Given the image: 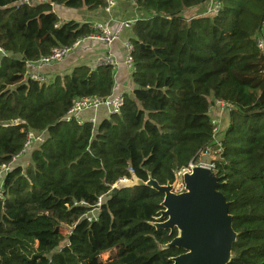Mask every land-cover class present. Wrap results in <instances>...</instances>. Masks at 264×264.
Instances as JSON below:
<instances>
[{
  "label": "trees",
  "instance_id": "trees-1",
  "mask_svg": "<svg viewBox=\"0 0 264 264\" xmlns=\"http://www.w3.org/2000/svg\"><path fill=\"white\" fill-rule=\"evenodd\" d=\"M127 1L144 14L130 38L137 88L120 113L80 125L62 120L73 100L112 95L115 70L81 65L36 82L28 64L95 32L53 5L94 11L106 0H0V168L29 132L45 136L0 176V264H172L183 250L164 246L178 232L153 225L165 195L112 189L132 174L173 183L211 145L215 100L231 105L216 163L238 234L229 264H264V0H221L218 14L190 18L208 0Z\"/></svg>",
  "mask_w": 264,
  "mask_h": 264
},
{
  "label": "water",
  "instance_id": "water-1",
  "mask_svg": "<svg viewBox=\"0 0 264 264\" xmlns=\"http://www.w3.org/2000/svg\"><path fill=\"white\" fill-rule=\"evenodd\" d=\"M137 87L135 86V89ZM223 176L207 167L197 166L184 175L185 191L175 193L173 183L161 185L150 174L144 181L136 174L117 183L112 192L124 187L148 186L165 195L156 228L178 235L164 249L183 250L172 257V264H229L237 232L233 227L230 202L219 190Z\"/></svg>",
  "mask_w": 264,
  "mask_h": 264
},
{
  "label": "built area",
  "instance_id": "built-area-1",
  "mask_svg": "<svg viewBox=\"0 0 264 264\" xmlns=\"http://www.w3.org/2000/svg\"><path fill=\"white\" fill-rule=\"evenodd\" d=\"M106 2L107 7L105 9L107 11H110L116 5L115 0H106ZM221 8V0H208L204 14L216 15L220 12ZM136 20L137 19H125L119 21L115 25L111 24L109 21L96 22L92 24L95 31L94 33L78 39L71 46H56L48 55L43 56L35 63H29L27 76L36 82L49 81L47 76L43 72H40V69L62 61L71 53L79 49L86 41H99L107 46L113 45L117 41L121 40L125 31L130 30L133 27ZM256 42L259 51L264 56V29L262 34L257 38ZM123 43L125 48V62L129 68L134 71V44L130 39L123 41ZM0 54H4V51L1 48ZM99 66H111L114 70H116L118 62L112 56L108 55L97 60L93 69ZM124 103L125 98L123 94H112L106 98L98 96H80L73 100L71 108L67 111L62 120L64 122L75 121L80 125H83L86 122H91L96 125L97 121L95 118H85L83 113L88 110L105 108L110 115L118 114L122 110ZM230 109L231 105L223 100H215L212 103L209 111L213 126V138L211 145L202 150L186 166H183L181 169L176 171L175 181L173 182V191L175 193H182L185 191L184 175L191 173L195 167L202 166L216 171V163L220 160L224 149L222 135L225 129V123L223 119L224 115L228 113ZM44 140L45 136L43 133L36 134L35 132H29L23 150L18 155L13 157L10 163L3 164L1 166L0 176L20 164L21 160L25 157L28 151H30L35 144L42 143ZM131 172L133 173V170H131ZM127 179L129 178H122L120 181H125ZM101 202L102 199H100L99 205Z\"/></svg>",
  "mask_w": 264,
  "mask_h": 264
},
{
  "label": "crops",
  "instance_id": "crops-1",
  "mask_svg": "<svg viewBox=\"0 0 264 264\" xmlns=\"http://www.w3.org/2000/svg\"><path fill=\"white\" fill-rule=\"evenodd\" d=\"M116 5L110 10L98 9L94 11L82 8L79 10L70 9L62 5H53V10L63 20L74 19L81 23L94 24L96 22L109 21L115 25L121 20L125 19H138L144 16L143 13L139 12L135 2L127 0H115ZM28 3H41L48 2V0H27ZM205 5L195 7L186 12L187 18L203 15L205 12ZM60 12V13H59ZM73 12V13H70ZM78 12V14L74 13ZM132 36L131 29L125 31L120 41H117L111 46H107L99 41H86L82 46L71 53L69 56L64 58L62 61L55 63L51 66H45L40 69L47 79L53 81L58 75L70 74L74 68L86 65L89 67L94 66L95 62L104 56H112L118 62L117 69L115 70V85L113 94H125L132 93L135 84L133 81V71L125 62V48L123 41L130 39ZM2 55L0 54V59ZM85 118H95L97 123H100L105 118L111 116L105 108L98 110H88L83 113ZM225 126L228 125L229 115H224Z\"/></svg>",
  "mask_w": 264,
  "mask_h": 264
},
{
  "label": "rangeland",
  "instance_id": "rangeland-1",
  "mask_svg": "<svg viewBox=\"0 0 264 264\" xmlns=\"http://www.w3.org/2000/svg\"><path fill=\"white\" fill-rule=\"evenodd\" d=\"M45 3V2H44ZM76 10H79V9H75V11ZM60 13V12H59ZM70 13H73V12H70ZM74 13H76V14H78V12H74ZM78 50V49H77ZM50 81V80H49ZM224 127V126H223ZM26 159V157H24L23 158V160H25ZM27 163V160L24 162V165ZM99 210L98 209H95V210H93L92 212H90L89 213V217H90V219H93V220H95L96 222H97V220H98V217H99ZM95 222V223H96ZM101 226H102V224H101ZM97 225L94 227V229H93V234H92V236H93V238L95 239L96 237H97V233L99 232V230L101 229V227H97ZM66 229V228H65ZM67 231H69L68 229H66Z\"/></svg>",
  "mask_w": 264,
  "mask_h": 264
}]
</instances>
